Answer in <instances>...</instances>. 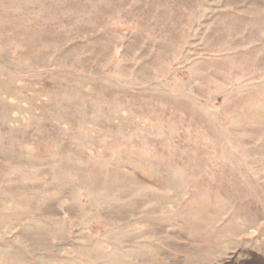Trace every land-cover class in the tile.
<instances>
[{
	"label": "rangeland",
	"instance_id": "rangeland-1",
	"mask_svg": "<svg viewBox=\"0 0 264 264\" xmlns=\"http://www.w3.org/2000/svg\"><path fill=\"white\" fill-rule=\"evenodd\" d=\"M0 264H264V0H0Z\"/></svg>",
	"mask_w": 264,
	"mask_h": 264
}]
</instances>
